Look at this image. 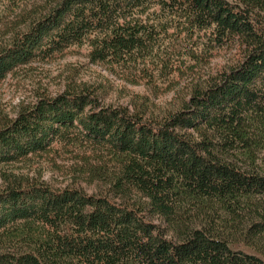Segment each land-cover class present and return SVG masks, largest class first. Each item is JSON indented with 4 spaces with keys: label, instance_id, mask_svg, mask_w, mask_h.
<instances>
[{
    "label": "trees",
    "instance_id": "trees-1",
    "mask_svg": "<svg viewBox=\"0 0 264 264\" xmlns=\"http://www.w3.org/2000/svg\"><path fill=\"white\" fill-rule=\"evenodd\" d=\"M36 14L0 46V81L75 45L148 84L179 50L238 59L162 118L80 87L0 121V166L62 149L106 186L3 173L0 264H264V0H48Z\"/></svg>",
    "mask_w": 264,
    "mask_h": 264
},
{
    "label": "rangeland",
    "instance_id": "rangeland-1",
    "mask_svg": "<svg viewBox=\"0 0 264 264\" xmlns=\"http://www.w3.org/2000/svg\"><path fill=\"white\" fill-rule=\"evenodd\" d=\"M47 1L0 0V46L37 17L36 13ZM238 50L199 49L193 55L179 50L172 62L174 68L148 84L135 81L119 68L91 62L87 47L75 45L62 53L21 65L0 81V121L14 118L21 108L29 107L43 95L55 96L80 87L94 91L104 106L128 107L132 111H145L150 118H162L181 106L194 85L231 66L238 59ZM63 152L60 149L57 153L0 166V188L4 185L3 173L14 172L53 187L71 185L89 194L105 191V182L93 164L82 163L78 157ZM240 240L236 237L233 247L250 251L237 242Z\"/></svg>",
    "mask_w": 264,
    "mask_h": 264
}]
</instances>
